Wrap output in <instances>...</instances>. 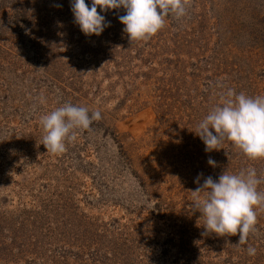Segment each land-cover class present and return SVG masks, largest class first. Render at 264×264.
<instances>
[{
  "label": "rangeland",
  "instance_id": "rangeland-1",
  "mask_svg": "<svg viewBox=\"0 0 264 264\" xmlns=\"http://www.w3.org/2000/svg\"><path fill=\"white\" fill-rule=\"evenodd\" d=\"M70 3L0 0V264H264V208L237 245L191 207L200 174L264 177V159L195 133L227 89L264 95V0H189L132 43L123 9L86 36ZM65 103L102 118L52 154L40 117Z\"/></svg>",
  "mask_w": 264,
  "mask_h": 264
},
{
  "label": "clouds",
  "instance_id": "clouds-1",
  "mask_svg": "<svg viewBox=\"0 0 264 264\" xmlns=\"http://www.w3.org/2000/svg\"><path fill=\"white\" fill-rule=\"evenodd\" d=\"M188 4L189 0H91L89 6L85 0H71L70 7L75 24L86 36H99L110 26L102 12L123 9L125 14L119 20L132 43L156 35L164 28L166 18H183ZM40 99L44 102L43 97ZM101 118L99 111L90 114L86 107L65 103L40 117L42 144L47 152L62 154L66 151L65 142L76 139L74 130H87ZM195 133L205 144L206 152L219 150L222 142L228 140L250 160L264 159V95L251 97L227 89L222 105L209 111ZM207 162L216 167L213 159ZM202 175L195 181L199 186L191 191V207L204 218L205 233L222 237L239 234L237 245L246 244L249 234L255 231L257 209L264 208V192L258 191L264 177L258 176L255 168H248L236 174L223 171L218 179L208 176L200 184ZM247 253L255 255L256 249L249 246Z\"/></svg>",
  "mask_w": 264,
  "mask_h": 264
}]
</instances>
